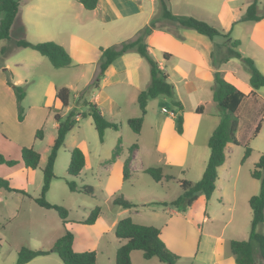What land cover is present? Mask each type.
<instances>
[{"label": "crops", "instance_id": "crops-1", "mask_svg": "<svg viewBox=\"0 0 264 264\" xmlns=\"http://www.w3.org/2000/svg\"><path fill=\"white\" fill-rule=\"evenodd\" d=\"M24 1L27 3L30 1L33 2L34 0H20V5ZM50 1L51 4L64 6L72 5L71 2H66L65 0ZM261 1L264 0H259L258 5L260 3L262 4ZM251 2L252 0H221L220 7L215 8L212 6L211 0H179L175 4L177 7L176 10L172 8V0H168V6L173 15L194 16L198 19L205 20L209 24H212V26H220L221 30L224 32L228 30V36L234 24L238 22L248 23L247 25H249L251 30L249 40H251L252 43H255V41L257 43L258 38H256V34L264 38V19L258 21H240L241 16ZM32 7L43 9L41 3L32 4ZM157 9L158 0H98L97 7L91 10L94 18L89 21L91 29H97V33L94 30L92 41L98 42L100 38L108 36L111 32L108 22L114 20V18H124L132 16L133 14H139L140 17H138V19H140V21L128 22L125 24L126 29H122L118 32L120 36L128 32V34H131L132 38L139 29L150 22L152 17L156 15ZM27 20L28 23L32 22V24L37 27L36 29L38 31L43 27L44 20L42 21V19L33 21V18L28 17ZM158 24L162 26L153 29L146 37L145 42L148 45L151 56L167 74L168 81L172 83L175 98L182 104V133H178L176 130L178 108L173 105L175 111L169 113L165 112L164 114L160 113L157 118L154 119V125L149 126L150 132L155 135L152 146L142 149L141 145L137 143V146L133 149L129 163V176H131V172L134 169L143 171L146 167L152 166L148 165L149 163L147 164L144 159L139 157L144 153L159 156L157 158L158 161L154 162V165L160 166L162 169L164 167L172 168L173 166L183 168L186 166V156L190 153L189 149L192 143L190 140L193 138V133L189 134L186 132V125H188L185 117L186 105L189 106L191 114H198L192 117L193 123L197 124L201 118L204 119V122H207L208 138L210 137L220 120V109L213 100L212 92L215 71H219L226 80L233 83L244 93L251 90L249 84L250 74L248 70L247 72L243 70L241 64L237 62L240 61L243 63L241 59L232 57L224 63H220L217 66L214 65L212 52L215 50V57H220L226 53V37L215 36L210 39L205 35L197 33L193 29L184 28L176 23L164 21L163 19H161ZM22 25L25 26L24 24ZM123 36L122 39H126L130 35ZM229 38L231 40H239L240 43L236 47V50L244 57L252 56L256 67L264 75V69L258 65L255 56L242 48L243 39L232 38L231 36H229ZM97 44L100 59V47L106 48L108 45ZM158 54H161L160 58L157 57ZM99 59L92 80L98 72ZM142 59L144 58L135 51L126 52L116 57L105 70L98 87H96L98 92L99 90L100 92L96 93L94 97L91 98L92 100H90L101 108L105 117V108L108 110L110 116H113L112 109L118 111L121 108L120 104H122V99L120 100L119 97L115 95L117 90H121V88H131L137 98L139 91L146 88L149 84L150 70L149 67L147 68L148 71L146 70ZM140 66H142L141 74L139 73ZM92 80L88 82L87 86ZM55 88L54 86L53 99L50 101L46 100V102L41 105H33V107L38 108L39 111L45 112L44 117L47 115L46 113H50V109L56 101L54 98ZM262 89H264V87L257 89L256 93L264 102V90ZM90 90L91 89H89V91ZM10 97L12 112L14 111V107H16L17 111L15 94ZM163 102H167V99L165 95L161 94L148 99L142 126L140 132L137 134L141 135L143 132L146 116L148 115L149 109H152V104ZM58 104L60 106V103ZM50 106L51 108H49ZM12 116L13 119L15 118L14 127L16 132L14 134L5 132L7 134L5 138L12 141L11 147H14L16 150V155H14L13 158L20 159L21 147L30 145L33 147L34 140H27L24 138L23 133L19 132V125H21L25 119L18 121L17 113L16 116L12 113ZM262 117H264V113ZM110 121L114 122L113 120ZM263 123L264 122H260L259 130L255 135L252 136V132L248 135L249 146L250 142L262 132ZM57 125V123L54 125L56 129ZM232 145L238 146L228 143L224 148L225 160L223 164L217 168L215 189L209 199H206L204 195H199L198 198L184 210L185 215L180 217H178V210L176 208L174 210V208H168L170 205H164V207L169 209L171 217H178L180 221H177V224L185 227L184 229H180L176 226H167L166 224L160 226V228L158 227L160 229V236L166 246L179 255L176 264H180V262H182V264H237L234 254L230 249L229 241L232 239L243 240L245 238V227L248 226L252 218L249 198L259 192L260 182L253 177V180L250 181L242 180L241 178L239 180L238 176L240 175L241 164H237L235 173H232L230 162V154L234 152V149L231 148ZM117 149L118 152L113 153L111 159L119 158L120 152L122 151L121 141L119 143L117 141ZM250 155L251 151L249 156ZM249 156L246 157L244 161H246ZM125 159L126 158H124V160ZM207 160L205 159L203 165L199 162L198 176H202ZM134 164L135 166H133ZM220 170H222V181L220 180ZM34 172L35 169L31 170L25 168L21 161L14 166L0 164V177L7 178L12 187L23 190L24 192L0 190V264H15L17 251L25 244L20 243V245H15L13 243L15 234L23 236L25 239L34 238V241L38 244H35V246L37 247L40 246V244H44L38 247L43 249L51 248L53 242L62 235L61 233L51 234L52 229L48 226L50 218L48 214L49 210H45L38 205L37 207L39 210L37 209L36 211L34 208L36 204L33 198L36 196L31 195L29 191ZM156 202L162 201H151V203ZM199 202L200 206H202L200 207V211L195 214L194 219L189 218V215L192 213L193 209H195V205H197L196 203ZM145 205L147 204L144 203L143 206ZM22 212L28 213L25 219H21L20 217ZM101 217L102 216L99 214L94 223H100L102 221ZM128 217H130V215ZM119 220L104 226L95 240L84 241L80 239L76 241L74 236L72 248L77 252L96 250V264H115V252L117 248L124 243V240L117 238L114 234L115 225ZM132 220L135 222L134 219ZM209 222H214V224L209 225ZM68 223L69 222L65 224V228H70L71 225H68ZM11 225H13L14 230L10 235L7 230ZM228 225H231L233 232L241 235L238 237L228 235L227 231H225ZM262 226L264 227V224ZM62 228L64 229L63 224ZM109 230L113 231L115 238H110V248L107 249L103 255L104 250L99 247L98 239L101 240L103 238L102 234L104 232H109ZM192 236L193 238H191ZM130 258L132 264H166L159 261L156 257L145 259L142 256V252L138 250L132 251L130 253ZM24 264L63 263L55 252H50L45 255L36 256Z\"/></svg>", "mask_w": 264, "mask_h": 264}, {"label": "rangeland", "instance_id": "rangeland-1", "mask_svg": "<svg viewBox=\"0 0 264 264\" xmlns=\"http://www.w3.org/2000/svg\"><path fill=\"white\" fill-rule=\"evenodd\" d=\"M65 1L71 2L72 5L64 6L51 4L50 0H34L33 2L30 1L27 3L25 1L22 2L19 6V13L13 22L10 38L0 41V154L5 158H13L14 155H16L15 148L11 147L12 141L5 138V135H7L5 132L10 134L16 132L14 127L15 118L13 119L12 113H14L15 116L17 113L16 107H14V111L12 112L10 96L14 95V91L6 84L7 73L3 71V68H7V70L11 72L12 82L22 86L25 91V96L22 100L25 120L19 125V132L23 133L24 138L27 140H34L33 148L40 154L38 166L33 173L32 182L29 186L31 195L37 197L40 194L43 181L42 169L46 164L51 145L57 133V129L54 127L55 123H57L54 119V115L60 113L61 116H64L71 108H76L77 111L80 112L77 123L66 135L64 144L57 152L53 168L56 177L52 179L46 194L48 202L63 206L67 209L68 215L66 219L69 222L68 225H71L70 228L67 229L72 231L76 241L80 239L84 241L95 240L104 226L110 225V223L128 217L129 215L135 222L140 224L154 225L159 228L166 224L167 226H176L177 228L184 229V226L177 224V221H180L178 217L185 215L184 210L168 206V208H174V210L176 208L178 210H176L178 217H171L168 208L160 203H151V201L161 200L169 202L176 199L181 194V188L177 183L178 179L196 182L201 177L198 176V164L201 162V165H203L205 159L207 160L209 155L207 146V122H204V119L201 118L197 124L193 123L192 117L198 114H191L189 106L186 105L185 117L188 123V125H186V132L189 134L193 133V138L190 140L192 143L190 144V153L186 156V166L183 168L173 166L172 168H163L164 174L172 176L173 179H163L156 182L148 174L144 173V171L134 169L127 180H122V162L124 158H127L129 155V147L133 143H139L142 149L151 147L155 140V135L150 132L149 126L154 125V119H156L160 113H169L175 111V108L171 98L168 96H165L167 102L159 104L153 103L152 109H149L148 115L146 116L143 132L139 135L127 124V118L135 117L140 114L135 96L136 94H134L131 88L124 89L120 87L121 90L115 92V95L118 96L120 100L122 99L120 110L114 111L112 109L113 116H110L108 110L104 107L106 118L113 120L114 123L117 124L118 130L107 128L104 132V141L101 142L91 117L85 114L87 107L83 104L85 99L92 100L91 98L94 97L96 93H99L100 90L98 92L96 88H92L90 91L85 92L83 96L80 94H82L88 82L93 78L99 59L97 43L111 46L131 38V34H128V32L123 33L121 36L118 32L122 29H126V23L140 21V19H138L140 16L139 14H133L132 16L124 18H114V20L108 22L111 31L108 36L100 38L98 42H94L92 41V36L95 29H91V25L89 24V21L94 18L92 11L83 8L77 1ZM178 1L179 0H172L173 9L177 10L175 4ZM211 2L213 7H220L221 0H211ZM261 2L262 4L260 3L258 5V10L262 12L264 11V1ZM35 3H41L43 9L33 8L32 4ZM168 9L171 10L169 6ZM158 10L159 9H157L156 12L157 14ZM1 15L2 13L0 12V17ZM28 17L33 18V21H36V19L44 20L43 27L40 31L36 29L37 27L32 24V22L28 23ZM247 24L248 23L240 22L234 24L229 36L232 38H242V48L246 52L251 53V55H254L258 65L264 69V38L256 34V38H258L257 43L256 41L252 43L251 40H249L251 30ZM214 27L222 31L220 26ZM95 32L97 33V29ZM224 33H228V30ZM123 35L130 36L126 39H122V37H124ZM20 38L32 43L54 41L61 44L70 54V65L67 67L55 68L48 58L41 55L38 51L29 47L14 46V41ZM1 49L6 50L7 53L10 50V53H6L7 55L3 54ZM157 57L160 58L161 54H158ZM247 57L254 60L252 56ZM142 60L147 70L149 64L145 59ZM237 62L241 64L243 70L247 72L246 65L240 61ZM141 72L142 66L139 67V73L141 74ZM54 86L58 88L65 86L70 89L69 106L61 107V105L59 106L58 104L59 101L56 100L53 107L50 109V113H46L47 115L44 117L45 112L39 111L38 108H34L33 105H41L46 102V100L50 101L53 99ZM255 118L256 116L254 119ZM262 118L263 119H259L262 120L261 122H264V117ZM254 119H251V121ZM251 121L247 120L243 123L241 129L242 133H246L248 130L252 131ZM38 128H41L43 132V137L41 139L34 138L35 131ZM118 139H120L122 143V151L120 152L119 158L111 159L113 153L118 152ZM75 146L80 147L83 152H85L86 161L80 176L71 177L67 174L66 170L70 159V150ZM249 147L252 148L251 155L246 161L243 160L244 162H242L244 147L231 146V148L234 149V152L230 154L232 173H235L237 164L242 165L240 175L238 176L239 180L240 178L242 180H253L251 171L259 156L264 153V123L262 132L250 142ZM139 157L144 159L147 164L149 163L148 165L156 166L154 162L158 161L157 158L159 156L144 153ZM133 166H135V164ZM219 172L220 180L222 181V170ZM69 180L74 181L78 187L84 184L92 185L94 191L92 194H86L81 191H71L67 185V181ZM117 195H122L125 199L134 203L135 206L124 208L114 204L113 198ZM144 203L147 205L143 206ZM196 204L195 209H193L192 213L189 215L191 219H194L195 214L200 211V207H202L200 206V202ZM96 206H99L101 209L100 215L102 216V221L97 224L94 223L93 225L82 224L81 222L88 217L90 211ZM34 208L37 211V204L34 205ZM43 209L49 210L48 214L50 218L48 226L52 229L51 234H62L64 229L62 228L61 218L57 212L53 209ZM26 215H28V213L22 212L20 216L21 219H25ZM213 224L214 222H209V225ZM249 224L245 227L244 235L246 236L243 240L248 239ZM13 228V225L8 228V234L11 235L13 233ZM225 231L232 237L241 235L233 232L231 225H228ZM258 231L263 232L264 227H259ZM102 235L103 238L101 240L98 239V243L99 247L104 250V255L106 250L110 248V238L115 237L111 230H109V232H104ZM191 238H193V236ZM34 240V238L25 239L23 236L15 234L13 243L15 245L25 243L24 246L28 248H38L44 245L40 244V246L36 247L35 244L37 242ZM180 264H182V262H180Z\"/></svg>", "mask_w": 264, "mask_h": 264}, {"label": "trees", "instance_id": "trees-1", "mask_svg": "<svg viewBox=\"0 0 264 264\" xmlns=\"http://www.w3.org/2000/svg\"><path fill=\"white\" fill-rule=\"evenodd\" d=\"M75 1L80 3L87 10H93L98 5V0ZM258 2L259 0H252L247 6L245 13L241 16L240 21H258L264 19V11L261 12L258 10ZM19 6L20 0H0V12L2 13L0 17V41L10 38L11 27L18 14ZM158 9V14L156 13L150 22L139 29L132 38L106 48L100 47L101 56L98 64V72L92 82L80 95L83 96L89 89L98 87L105 70L116 57L126 52L135 51L148 62L150 81L147 87L140 90L137 94L136 100L140 109V114L128 118L127 124L135 133H139L146 113L148 99L161 94L171 98L172 104L178 108L176 130L178 133H182V104L175 98L174 88L172 83L168 81L167 74L151 56L145 39L153 29L162 26L158 24L161 19L176 23L184 28L193 29L197 33L205 35L210 39L215 36L226 37V53L220 57H215V50L212 52L214 65L217 66L220 63H224L232 57L241 59L250 74L249 84L251 90L244 93L233 83L226 80L219 71L214 72L212 92L213 100L220 109V120L207 141L209 157L203 174L196 182L178 179L177 183L181 188V194L176 199L169 202H156L162 205L174 206L180 210H186L199 195H204L206 199L210 198L215 189L217 168L222 165L225 160L224 148L228 143L244 147L242 161L249 156L251 148L248 145V135L252 132L253 136L258 132L260 122L262 121L259 118L263 119L264 102L259 98L256 90L260 87H264V75L256 67L253 59L242 56L240 52L236 50L240 42L237 39L231 40L228 33H224L205 20L198 19L194 16L179 17L173 15L168 9V0H158ZM13 44L16 47H29L38 51L41 55L47 57L55 68L67 67L71 63V57L68 51L62 45L54 41L32 43L20 38L15 40ZM1 52L3 54L7 53L4 49H1ZM9 53L10 50L7 54ZM3 71L7 73L6 84L13 89L16 96L17 119L18 121H22L24 119L22 100L25 96V91L22 86L12 82L11 72L8 71L7 68H3ZM70 95L71 92L68 87L62 86L55 88L54 98L59 101L61 107H67L69 105ZM83 104L87 107L85 114L91 117L101 142L104 139V132L107 128L118 130L117 124L107 119L102 113L101 108L95 102L85 99ZM49 108H51V106ZM79 113L80 112L77 111L76 108H71L64 116H61L60 113L54 115V119L58 124L57 133L51 145L46 164L42 169L43 181L40 194L34 198V202L38 206L46 209H53L57 212L64 226V232L53 242L49 249L22 246L17 251L15 264H24L36 256L45 255L50 252H55L63 264H96V250L77 252L72 248L74 235L71 230L65 228V224L68 222L66 219L68 215L67 209L63 206L50 203L46 199L50 183L52 179L56 177L53 168L57 152L63 145L67 133L77 123ZM255 116L256 118L254 119ZM251 119L254 120L251 121ZM247 120L252 122V131L248 130L246 133H242V125ZM42 137V129L38 128L35 132V138L41 139ZM119 142L120 139H118V143ZM136 146L137 144L133 143L129 147V155L123 162V180L129 177L131 154ZM39 160L40 154L32 146L21 147L20 159L5 158L0 154V164L14 166L21 161L25 168L31 170L36 169ZM84 165V152L80 147H73L70 151V159L66 170L67 174L71 177L79 176ZM143 171L156 182L163 179H173L172 176L164 174L160 166H148ZM251 176L259 180L260 188L257 194L249 198L252 218L248 239H232L229 241L230 249L234 254L237 264H264V233L258 231V228L264 224V153H262L255 162L254 168L251 171ZM67 185L71 191H81L86 194H92L94 191L92 185L84 184L78 187L72 180L67 181ZM0 190L24 193L23 190L12 187L9 180L4 177H0ZM113 203L124 208L135 206L134 203L125 199L122 195L115 196L113 198ZM100 211L101 209L99 206L94 207L90 211L88 217L81 223L85 225L93 224L99 216ZM114 234L117 238L124 240V243L121 244L115 252V264H132L130 253L135 250L141 251L145 259L156 257L159 261L166 264H176L179 259V255L166 246L160 236V229L154 225L136 223L130 217H124L116 223Z\"/></svg>", "mask_w": 264, "mask_h": 264}]
</instances>
